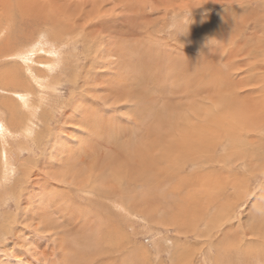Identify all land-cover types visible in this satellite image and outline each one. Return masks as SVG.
<instances>
[{
  "label": "rangeland",
  "instance_id": "obj_1",
  "mask_svg": "<svg viewBox=\"0 0 264 264\" xmlns=\"http://www.w3.org/2000/svg\"><path fill=\"white\" fill-rule=\"evenodd\" d=\"M0 130V264H264V0H0Z\"/></svg>",
  "mask_w": 264,
  "mask_h": 264
},
{
  "label": "bare ground",
  "instance_id": "obj_2",
  "mask_svg": "<svg viewBox=\"0 0 264 264\" xmlns=\"http://www.w3.org/2000/svg\"><path fill=\"white\" fill-rule=\"evenodd\" d=\"M249 4V3H248ZM71 28V27H70ZM72 29V28H71ZM70 31V30H69ZM73 31V30H72ZM72 34V33H71ZM21 54V53H20ZM111 55V54H110ZM113 56V55H112ZM26 57V56H25ZM107 60H108V58H106ZM109 61V60H108ZM226 62V61H225ZM113 63H115V61L113 62ZM120 63V62H119ZM142 64V63H141ZM244 64V63H243ZM120 65V64H119ZM124 66V65H123ZM118 67V66H117ZM252 67V66H251ZM23 68V67H22ZM146 68V67H145ZM130 69V68H129ZM141 69V68H140ZM118 70V69H117ZM132 70V69H131ZM142 70H143V65H142ZM141 70V71H142ZM131 72V71H130ZM130 72H129V75H132V74H130ZM133 72V71H132ZM117 73V72H116ZM127 73V72H126ZM135 73V72H134ZM137 74V75H136ZM123 75V74H122ZM122 75H119V76H122ZM125 76V79H126V75H124ZM118 77V76H117ZM129 77V76H128ZM48 78V77H47ZM120 78V77H119ZM45 79V78H44ZM134 79V81H135V83L138 81V79H139V76H138V71H137V73H135V76L133 75V77H131V80H133ZM143 79H144V77H143ZM32 80V79H31ZM39 80V79H38ZM119 80V79H118ZM33 81V80H32ZM120 81V80H119ZM118 81V82H119ZM128 81H129V79H128ZM145 81H147V80H145ZM224 81V80H223ZM34 82V81H33ZM117 82V83H118ZM124 82V81H123ZM27 83V82H26ZM35 84H37V85H39L40 87H42L43 89H48V90H51V91H53V88H51L49 85H51V86H53V84L50 82H45L44 84H42V83H39L38 81H36L35 80V82H34ZM116 83V84H117ZM127 83V82H126ZM143 84V83H142ZM126 86L128 87L129 85H127L126 84ZM140 86H142V85H140ZM220 86V85H219ZM119 87V86H118ZM123 88V87H122ZM144 88V87H143ZM25 91V90H24ZM43 91V90H42ZM45 91V90H44ZM51 91H49V92H51ZM20 92V91H19ZM16 93V92H15ZM26 93V92H25ZM23 94L22 96H23V98L24 99H28V95H26V94ZM145 93V92H144ZM144 93H143V95H144ZM146 94V93H145ZM21 96V97H22ZM22 98V99H23ZM29 100V99H28ZM136 100H138V99H136ZM18 101H20V99L18 100ZM23 101H25V100H23ZM30 103V102H29ZM21 104H22V102H21ZM24 104L25 105H27V101H25L24 102ZM138 105V104H137ZM142 105H144V103L142 104ZM20 107V106H19ZM144 107L145 106H142V107H140V108H142V109H144ZM21 108V107H20ZM84 108H86V107H84ZM27 108H25V110H26ZM34 110V109H33ZM26 112V111H25ZM26 114H29V113H26ZM234 115V114H233ZM102 118V117H101ZM217 118V117H216ZM32 119V118H31ZM212 123V122H211ZM28 125V124H27ZM32 125V124H31ZM234 125H235V123H234ZM223 127V126H222ZM231 127V126H230ZM3 129V128H2ZM21 129V128H20ZM32 129V127L30 128V127H26V132H28L29 130H31ZM227 129V128H226ZM225 129V130H226ZM232 130H230V131H233V128H231ZM4 130V129H3ZM1 131V130H0ZM2 132V131H1ZM26 132L24 133V134H26ZM227 133V132H226ZM233 134V133H232ZM30 135V134H29ZM230 135V134H229ZM234 135V134H233ZM22 136H24V135H22ZM225 136V135H224ZM181 137V136H180ZM226 137V136H225ZM230 138V137H229ZM78 140V139H77ZM25 144V143H24ZM23 144V145H24ZM62 146H63V144H61ZM200 145V144H199ZM23 147V146H22ZM197 147V146H196ZM62 150H63V147L61 148ZM131 150V149H130ZM172 151V150H171ZM4 152H5V150H4ZM62 152V151H61ZM225 152V151H224ZM63 153V152H62ZM136 153V152H135ZM226 154V153H225ZM136 155V154H135ZM8 158V157H7ZM215 158V157H214ZM53 160H58V159H56V158H53ZM58 162V161H57ZM5 164V163H4ZM55 164V163H54ZM53 164V165H54ZM169 164V163H168ZM6 165H7V163H6ZM55 166V165H54ZM157 167V166H156ZM8 169V168H7ZM99 170V169H98ZM4 171V170H3ZM159 172V171H158ZM105 174V173H104ZM103 174V175H104ZM98 175V174H97ZM97 175H96V177H97ZM106 175V174H105ZM111 176V175H110ZM88 177H91V176H88ZM129 177V176H128ZM94 179V181H95V179L97 180L98 179V177L97 178H95V177H91L90 179ZM130 178V177H129ZM89 179V180H90ZM180 179V178H179ZM130 180V179H129ZM93 182V181H92ZM191 183V182H190ZM196 185V184H195ZM195 188V187H194ZM210 189V188H209ZM199 191V190H198ZM176 193V192H175ZM130 195V194H129ZM140 196V195H139ZM155 198V197H154ZM185 201V200H184ZM135 209V208H134ZM259 211H262L263 210V206L261 205L259 208ZM257 209V210H258ZM262 209V210H261ZM255 213H257V212H255ZM255 213H254V215H255ZM205 214V213H204ZM133 217V216H132ZM215 217V216H214ZM210 218V217H209ZM251 226H253L251 229L252 230H254L258 225H260V226H262V220H261V218H256V219H254L252 222H251V224H250ZM195 231V230H194ZM250 232H252V231H250ZM249 232V233H250ZM255 232V231H254ZM262 233V232H261ZM264 238V237H263ZM249 243V242H248ZM262 243V242H261ZM230 245V244H229ZM253 252V251H252ZM251 252V253H252ZM255 253V252H254ZM259 253V252H258ZM249 254V253H248ZM237 256H239V258L241 257L240 255H237ZM225 258V257H224ZM237 258V257H236ZM264 258V257H263ZM238 259V258H237ZM246 259V258H245ZM260 259V258H259ZM264 260V259H263ZM255 262V261H254ZM257 264V263H256Z\"/></svg>",
  "mask_w": 264,
  "mask_h": 264
}]
</instances>
